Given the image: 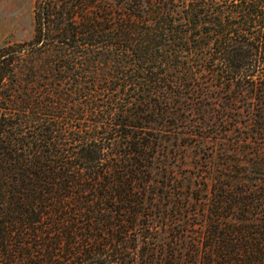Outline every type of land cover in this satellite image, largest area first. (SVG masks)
Returning a JSON list of instances; mask_svg holds the SVG:
<instances>
[{
	"label": "trees",
	"instance_id": "1",
	"mask_svg": "<svg viewBox=\"0 0 264 264\" xmlns=\"http://www.w3.org/2000/svg\"><path fill=\"white\" fill-rule=\"evenodd\" d=\"M0 48V264H264V0H36Z\"/></svg>",
	"mask_w": 264,
	"mask_h": 264
},
{
	"label": "rangeland",
	"instance_id": "2",
	"mask_svg": "<svg viewBox=\"0 0 264 264\" xmlns=\"http://www.w3.org/2000/svg\"><path fill=\"white\" fill-rule=\"evenodd\" d=\"M36 0H0V48L34 36Z\"/></svg>",
	"mask_w": 264,
	"mask_h": 264
}]
</instances>
